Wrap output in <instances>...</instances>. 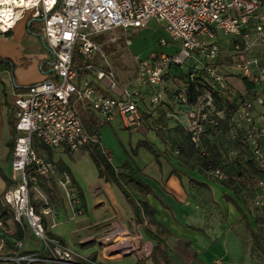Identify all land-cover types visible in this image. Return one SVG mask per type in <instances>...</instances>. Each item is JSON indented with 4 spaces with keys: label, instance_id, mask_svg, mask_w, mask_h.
I'll return each mask as SVG.
<instances>
[{
    "label": "built area",
    "instance_id": "built-area-1",
    "mask_svg": "<svg viewBox=\"0 0 264 264\" xmlns=\"http://www.w3.org/2000/svg\"><path fill=\"white\" fill-rule=\"evenodd\" d=\"M27 15V28L32 33L33 26L40 28L33 34L51 58L45 64L51 77L27 86L13 102L11 170L16 184L0 198V264H90L46 231L44 223L52 210L38 185L40 179L54 180L73 216L80 212V199L70 176L41 157L34 144L69 152L87 146L92 138L83 129L79 112H92L104 122L117 118L124 129L137 131L143 126L140 101L153 107L160 103L161 77L170 64L186 68L188 60L195 59L193 70L204 72L210 86L193 103L183 93L173 97V115L190 142L200 147L209 116L227 119L228 139L240 147L241 163L252 160L264 171V0H0V35ZM149 22L162 27L158 46L173 51L159 52L156 60L135 57L137 85L120 88L111 70L96 66L100 45L95 37L117 29L143 28ZM125 45L131 44L127 40ZM82 72L93 74V81L81 78ZM237 77L250 88L243 86L241 98L227 115L216 109L213 92H235L230 80ZM139 89L150 90L148 102ZM211 176L217 182L225 180L220 168H214ZM251 181L252 204L261 213L264 176L256 175ZM7 215L18 232L28 231L39 243L36 252L24 255L22 239H12L13 251L6 253Z\"/></svg>",
    "mask_w": 264,
    "mask_h": 264
},
{
    "label": "crops",
    "instance_id": "crops-1",
    "mask_svg": "<svg viewBox=\"0 0 264 264\" xmlns=\"http://www.w3.org/2000/svg\"><path fill=\"white\" fill-rule=\"evenodd\" d=\"M29 35H32L40 46L37 59L33 61L38 71V76L35 80L28 81L27 83L21 82L18 78V70H16L17 67L13 62V57L7 58L5 55H0V59H7L13 64L12 73L5 71L0 74V198L5 191L16 184L12 175L10 154V144L12 142L11 127L15 123V107L13 102L15 95L19 93L15 92V86L27 87L48 78V75L40 72V66L44 64L45 68L48 69L45 64L50 62L51 58L45 51L39 37L33 33ZM170 48V50H164V52L171 53L173 48ZM151 58L156 60L158 54ZM225 62L228 63L227 61ZM8 74H11L14 81L12 92L7 91V87L2 81V78H5ZM82 77L89 81H93L94 79L93 74L85 72L81 73ZM236 81V79H231L230 82L233 87L241 92L244 88L237 87ZM136 85L135 80L129 84H119L120 88L135 87ZM166 85L171 88L169 82ZM139 90L143 98H145V103L148 102L150 90ZM169 100L167 98L162 107L151 114L149 113V116L146 115L148 124H151L152 128L164 121V115L172 118L167 122L169 128L176 126L175 119L177 117L172 114L171 110L169 111V106H167L170 103ZM140 103L145 110L146 106L144 102L141 100ZM257 109L261 110V108ZM158 115L160 118H157ZM94 116L99 124L98 138L100 146L105 152L107 150L113 152L115 157L109 161L113 168L118 169L125 163L126 158L122 153L114 151L105 141V137L112 134V125H117L120 130L127 129L121 126L117 118L111 122H104L97 115ZM135 133H138L139 136L136 145L139 142L148 141L161 153L167 149L168 144L181 140V136L174 131L157 133L153 130L145 129L144 126L140 127ZM136 145L133 149L136 148ZM130 149L131 151L133 150L131 147ZM37 150L41 157L53 162L60 172H65L70 176L77 188L80 199L78 206L80 212L78 215L73 216L69 205L65 202L54 180H49L56 193L46 195L41 189L52 210V215L47 217L44 223L47 233L64 245L69 246L78 253L80 252L85 258L95 254V260L91 264H135L136 260H133L131 256L122 257V260L114 261L108 258L105 259L103 256L100 257L92 246L83 248L92 242L96 234L102 231L101 228L114 224L123 226V224L126 225L133 220L130 206L115 186L99 179L96 173V177L93 175L88 181L89 195L86 197L78 186L71 169L61 159H58V161L54 160L56 153L71 155L86 150L82 148L77 152H69L68 150L55 151L43 147ZM134 157L131 158V167L135 171L137 170L136 176L152 191V196H147L146 200L155 209V220L175 238L188 241L201 264H264L261 260L262 255L251 243L245 220L241 217V213H243L248 223L253 225L254 215L249 212L251 211L250 199L247 198V203L241 205L234 199L229 189L223 187L219 182L202 178L196 171H189L178 166L166 152L161 154L156 160L146 150L140 148L136 149ZM231 178L235 180V176L232 175ZM190 180L201 183L206 188L197 187ZM244 186L245 188L241 192L242 195L250 193L248 190L249 184H244ZM223 196L233 199L234 202L226 201ZM2 211L0 205V212ZM90 217H92V220ZM5 222L8 230L7 239L10 241L6 245L7 254H11L13 251L11 240L18 238L22 239V252L24 255H29L38 250L36 246L39 243L30 236L28 231L24 235L18 232L11 217L8 215L5 217ZM65 225H69V227ZM262 235H264V230ZM234 257L240 258L238 262H234L231 259ZM35 264L49 263L37 262Z\"/></svg>",
    "mask_w": 264,
    "mask_h": 264
},
{
    "label": "trees",
    "instance_id": "trees-1",
    "mask_svg": "<svg viewBox=\"0 0 264 264\" xmlns=\"http://www.w3.org/2000/svg\"><path fill=\"white\" fill-rule=\"evenodd\" d=\"M28 30L29 28H27V31ZM29 34H32L30 30ZM225 64L227 63L225 62ZM192 66V64H189L186 68H182L181 66L170 64L166 67L161 77V88L164 92V97L160 103L154 107L145 105V110L144 107H142L143 126L145 129L153 130L157 133H169L174 131L179 134L181 140L168 144L164 152L168 153L178 166L189 171H196L204 179L213 180L211 171L214 168H220L223 173H225V180L219 183L226 189H229L232 194L238 196L245 188L244 184L247 185V183H251L252 178L256 175L263 174L264 176V171L259 170L252 160H248L244 164L241 163L240 147L227 137V119L221 120L213 115L207 118L206 122L203 124L204 131L201 136L200 147H196L190 142L189 134L178 122V119H175L176 126L172 128H169L167 123L172 118L167 117V115H164V121L161 124L153 126V128L151 124H148L146 115L149 116V113L151 114L162 107L167 101V98L170 99V103L167 104V106H169V111L171 110L173 114L174 96L183 93L188 102L193 103L198 96L210 89L204 72L194 71ZM5 71L12 73L13 64L7 59H0V74ZM40 72L44 75H48L49 78L51 77L50 72L45 68L44 64L40 66ZM230 75L231 77H233V75L236 77V74L231 73ZM167 82L171 84V88L166 85ZM242 84L245 89L249 90L250 87L244 81H242ZM232 88H234L233 85ZM25 89L26 87L15 86V92H20ZM234 90L235 92L233 90L228 92H213L214 103L217 110H224L227 115L234 110L238 103V99L242 96L240 91L236 88ZM78 116L83 129L92 138L84 149L96 167L98 178L112 184L120 191L131 208L133 222L139 226L146 239L152 243L150 255L147 257L149 264H201L188 241L175 238L166 228L155 220V209H153L146 200L147 196H152V191L136 176L137 170L135 171L128 162H125L118 169L113 168L109 161V154L100 146L98 138L99 124L94 114L92 112H79ZM157 118H160L159 115ZM11 128L12 142L10 144V154H12L13 151L15 123ZM41 147L42 146L38 143L34 144L37 153V149ZM137 147L146 150L156 160L161 154H164V152L161 153L156 150L148 141L139 142L135 150ZM135 150H133V155L136 153ZM234 150L235 152L230 155V152ZM232 175L235 176V180L231 178ZM240 178H243L244 181L239 180ZM190 182L197 187L206 188L203 184L196 181L190 180ZM38 185L46 195H53L56 193L49 180L40 179ZM248 190L251 193L250 185ZM244 195L245 194H243V197ZM251 197H253V195H251ZM223 198L226 201L234 202L233 199L227 196H223ZM237 198L242 205L246 204L241 198ZM262 212L263 214L261 216L253 217V225L248 223L243 213H241V217L245 220L253 247L264 257V235H262L264 230V210ZM19 235L21 236V234ZM95 257L96 255L92 254L88 259L94 262ZM135 264H144V261L138 260Z\"/></svg>",
    "mask_w": 264,
    "mask_h": 264
},
{
    "label": "rangeland",
    "instance_id": "rangeland-1",
    "mask_svg": "<svg viewBox=\"0 0 264 264\" xmlns=\"http://www.w3.org/2000/svg\"><path fill=\"white\" fill-rule=\"evenodd\" d=\"M29 20L30 18L27 15L25 21L17 22L10 32L0 35V55H5L7 58L13 57V62L17 67L16 70H18V78L23 83L33 81L38 76V71L33 64V61L37 59L40 46L37 43V40L27 33V24ZM32 30L33 33H38L40 28L38 26H33ZM162 36V27L155 22H149L143 28L130 29L127 32L117 29L98 35L95 37V40L97 44L100 45V54L95 59L96 66L111 70L119 84H129L136 78L135 57L139 60L147 58L151 59L152 56L157 55L160 51L164 52V50L168 51L171 49L170 46H167L164 49L158 46V40ZM127 40L131 44L128 47L125 45V41ZM229 41V39L225 40V44H229ZM261 54L264 56V50ZM194 61L195 59H190L188 60V64H193ZM236 80V86L243 87L240 80L238 78ZM2 81L6 85L7 91L12 92L14 81L11 74L2 78ZM243 91L244 90L241 92ZM111 128L113 132L110 136L105 137V141L114 151L116 150L117 152L122 153L126 158V161L131 164V158L134 157L133 150H135L133 148L139 137L138 133L129 130H120L117 125H112ZM130 147L133 149L132 151ZM137 149H140V147H137ZM107 152L109 153L110 159H114L113 157L115 156L113 155V152L111 150H107ZM234 152L235 150L230 152V155ZM58 159H61L64 164L71 169L75 175L78 186L87 197L89 195L88 181L93 175L96 177L97 173L96 167L91 161L88 153L86 151L71 155L56 153L54 160L58 161ZM240 180H243V178ZM213 181L217 182L214 179ZM249 185L251 186V193L245 194V198L242 194H238V196L233 194V196L237 202H239L237 197L241 198L246 203L248 199H250L251 211L249 212L254 216H261L263 212L258 213L253 207V197H251V195L254 196L255 193L252 183L249 182ZM194 195L196 196L195 193ZM90 219L92 220V217H90ZM65 226L69 227V225ZM101 230L100 233L93 237L92 242L83 248L92 246L98 252L100 257L103 256L105 259L108 258L114 261L122 260L123 255L129 254L131 250H135L131 256L133 260H140L144 261V264H149L147 257L150 255L152 243L146 239L139 226H137L133 220H131V223L128 222L126 225L123 224V226L116 224L108 225L101 228ZM112 234H117V236ZM39 248V245L36 246V249ZM231 259L234 262H238L240 258L234 257ZM86 260H88L90 264L93 263L88 258ZM261 260L264 263L263 256H261Z\"/></svg>",
    "mask_w": 264,
    "mask_h": 264
},
{
    "label": "water",
    "instance_id": "water-1",
    "mask_svg": "<svg viewBox=\"0 0 264 264\" xmlns=\"http://www.w3.org/2000/svg\"><path fill=\"white\" fill-rule=\"evenodd\" d=\"M187 110H188V108H187ZM133 253H134V250H131L129 254H125L122 257L124 258V257H128V256H132Z\"/></svg>",
    "mask_w": 264,
    "mask_h": 264
},
{
    "label": "bare ground",
    "instance_id": "bare-ground-1",
    "mask_svg": "<svg viewBox=\"0 0 264 264\" xmlns=\"http://www.w3.org/2000/svg\"><path fill=\"white\" fill-rule=\"evenodd\" d=\"M118 235H119V233H118Z\"/></svg>",
    "mask_w": 264,
    "mask_h": 264
}]
</instances>
